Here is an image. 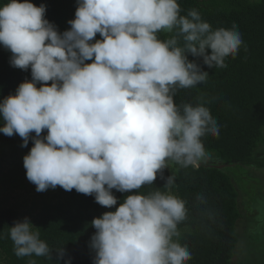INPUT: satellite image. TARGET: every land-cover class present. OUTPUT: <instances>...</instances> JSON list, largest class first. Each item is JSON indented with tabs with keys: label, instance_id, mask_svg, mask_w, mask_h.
<instances>
[{
	"label": "clouds",
	"instance_id": "clouds-1",
	"mask_svg": "<svg viewBox=\"0 0 264 264\" xmlns=\"http://www.w3.org/2000/svg\"><path fill=\"white\" fill-rule=\"evenodd\" d=\"M45 13L32 0L0 5V45L32 77L0 101V132L18 134L22 147L34 141L23 165L37 192L75 189L106 208L117 205L113 189L131 193L91 221L93 264H186L185 201L138 190L158 175L171 189L169 162L187 168L209 157L202 138L219 135L216 120L203 103L178 106L174 96L207 80L202 65L227 67L243 43L237 26L214 30L196 9L181 15L178 0H77L62 33ZM33 226L27 217L10 226L15 255L51 257Z\"/></svg>",
	"mask_w": 264,
	"mask_h": 264
},
{
	"label": "trees",
	"instance_id": "trees-1",
	"mask_svg": "<svg viewBox=\"0 0 264 264\" xmlns=\"http://www.w3.org/2000/svg\"><path fill=\"white\" fill-rule=\"evenodd\" d=\"M5 2L0 0V5ZM32 2L37 6L46 5L45 17L59 32L70 28L68 21L75 17L77 0ZM178 3L181 15L196 9L214 30L230 29L235 24L243 43L234 58L225 59L227 67L211 69L202 65L209 72L207 80L193 88L178 89L174 96V103L178 106L203 103L216 120L219 135L209 134L202 138L209 157L197 166L187 168L173 162L171 172L167 168L164 170V177L171 174L175 177L171 189L164 187L165 179L158 175L153 184L144 185L138 191L143 194L157 189L171 191L185 201L187 217L178 225V240L192 254L186 264H233L232 257L239 241L236 228L243 212L240 188L229 170L233 166L248 164L257 166L260 171L264 169V160L257 157L264 154L260 148L264 145V0H178ZM168 35L159 34L161 39ZM95 39H101L99 33ZM11 55L0 45V101L15 94L21 82L32 78L30 68L22 70L10 64ZM189 59L195 58L189 55ZM198 62L202 64V59ZM2 123L0 121V126ZM46 134L47 129L41 136ZM0 143L13 153L22 151L25 156L34 141L30 137L27 146L22 147L23 140L18 134L9 137L0 132ZM25 173L24 168L5 172L4 162L0 159V175L12 187L22 186L20 175ZM55 189L58 190L56 197L42 198L34 204L37 213L31 222L40 238L53 250L51 257L15 255L8 231L14 222L24 217L16 206H9L0 208L2 264H29L31 260L36 264H65L68 260L71 264H93L95 253L90 241L96 229L91 221L106 211H115L131 194L113 189L117 205L106 208L95 201L94 195L78 193L75 189L66 191L60 186ZM60 248H63L64 256L58 259L56 249Z\"/></svg>",
	"mask_w": 264,
	"mask_h": 264
},
{
	"label": "rangeland",
	"instance_id": "rangeland-1",
	"mask_svg": "<svg viewBox=\"0 0 264 264\" xmlns=\"http://www.w3.org/2000/svg\"><path fill=\"white\" fill-rule=\"evenodd\" d=\"M257 157L264 160V154ZM23 158L22 151L13 153L10 148L0 143V159L4 162L5 172L24 168ZM243 166H233L229 170L235 177L236 186L240 188V205L243 212L242 218L237 223L239 241L232 263L264 264V169L260 171L257 166L249 164ZM172 167L173 162H169L167 169L170 172ZM20 182L21 187H12L10 182L0 175V208L16 206L21 215L32 222L37 213L34 204L39 203L42 198L56 197L58 190L49 188L37 192L36 186L27 179L26 173L20 175ZM0 264H2L1 257Z\"/></svg>",
	"mask_w": 264,
	"mask_h": 264
},
{
	"label": "flooded vegetation",
	"instance_id": "flooded-vegetation-1",
	"mask_svg": "<svg viewBox=\"0 0 264 264\" xmlns=\"http://www.w3.org/2000/svg\"><path fill=\"white\" fill-rule=\"evenodd\" d=\"M260 148H261V149L263 148V150H264V145H263V146H260Z\"/></svg>",
	"mask_w": 264,
	"mask_h": 264
}]
</instances>
